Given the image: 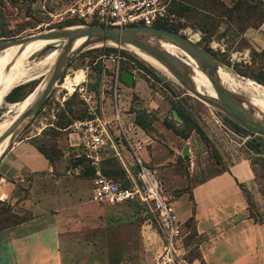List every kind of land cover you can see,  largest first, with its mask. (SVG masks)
<instances>
[{"label":"crops","instance_id":"obj_1","mask_svg":"<svg viewBox=\"0 0 264 264\" xmlns=\"http://www.w3.org/2000/svg\"><path fill=\"white\" fill-rule=\"evenodd\" d=\"M257 28L253 29L255 36ZM137 82L132 87L134 91H138ZM119 102L120 107L125 104L121 107L126 109L121 111L124 119L133 120L138 108L154 116L147 129L137 124L140 129L135 137L145 141L139 154L145 165L155 168L164 193L173 203L181 232L183 220L193 215L203 260L207 264H264V222L249 215L239 187L253 177L251 157L223 166L221 159L209 155L196 131L192 129L197 139L191 131L183 137L166 127L162 123L163 110L161 115H155V101L146 105L138 102L129 108V100ZM67 133L70 144L73 135ZM29 136H14L0 154V199L14 201L12 192L16 185H23L27 194L17 205L31 211L27 219L0 228V264H152L151 254L159 251L161 237L156 221L158 229L143 216L142 203L110 205L95 201L91 198V175L76 174L73 164L65 167L64 157L52 164ZM112 142L122 165L135 173L137 166L125 142L118 136ZM108 153L113 154V148L105 156ZM84 168L80 166V173H84ZM65 169L71 174H65ZM82 184H87L88 190L85 187L82 191ZM79 232L92 237L81 247L88 253L82 262L73 259L79 243L82 246L81 241H85L79 242ZM69 236L71 241L65 239Z\"/></svg>","mask_w":264,"mask_h":264},{"label":"rangeland","instance_id":"obj_2","mask_svg":"<svg viewBox=\"0 0 264 264\" xmlns=\"http://www.w3.org/2000/svg\"><path fill=\"white\" fill-rule=\"evenodd\" d=\"M3 1L4 3L0 4L1 16L3 18V21H0V30H9L14 33V36H22L48 28L57 27V23L54 22V18L50 13H56L62 10L70 2V0ZM175 1H180L184 5V14L179 19L184 23V25L179 27L177 31L183 32L186 35H188V32H196L198 38L195 42L200 46L205 43L206 46L214 50L216 55L213 56L221 64L222 68L226 69V71L236 80L245 82L246 79H249L254 85L256 84L259 89L264 91L263 84H259V82H256L251 77L239 74L235 70L237 67L244 69L245 71L256 70L259 66L262 67L264 61V55L261 53V50L264 47V43L262 44V42H264V20L256 26H254L251 21L246 22L245 27L240 30L238 28L240 24H237L234 20L228 21L227 19H221L219 16H216L218 13L217 4H210V0ZM205 12H211V17L214 19L213 24H216L211 30V33L208 35H204L195 24L196 20L201 18L202 14H206ZM255 28L258 29L256 36V31L253 30ZM2 38L4 37L0 36V40ZM61 43L62 40H58L57 43L49 42L44 47L35 50L24 57L21 63L22 67L26 70V76L22 77L20 80L16 81L17 83H15H22L31 79L35 80L37 83L43 77L44 73H40V70L35 67L36 61L39 60L48 51V49L56 48L58 50ZM47 45H50V47H46ZM99 46H111V48L108 49L107 47ZM114 51H118L119 54L123 56V58L119 61V67H128V70L132 71V73L136 76L135 81H138V91H134V89H132L135 81H133L132 85L129 86L131 88L125 87L128 85L124 86L123 84L122 86L121 84L120 99H122V101L124 98L126 101L129 100V102H126V106L129 105L128 108L132 105H136L138 102L144 104L153 100L157 103L156 109L154 110L158 114L155 113V115H161L159 112L163 110L162 114L166 116L169 114L168 111L171 103L178 102L183 106V108H185L186 112L190 114L194 123L202 130L205 137V139L203 138V141L209 155L212 158L216 160L221 159L223 162L222 165L226 166L228 163L238 160L241 157L248 156V151L245 148L244 143L245 139L248 138L249 135L242 133L238 134L232 131L225 122L223 113L191 95L179 85L173 76L151 65L129 47L109 43L89 47L77 53L69 61L68 66L63 71L59 79L53 84L51 90L41 104L19 127L15 136L21 137L36 134L39 136L41 130L47 131L49 127L55 125V122L58 121V115L62 110L64 111L65 116L70 118V120L87 117L89 115L87 112L88 105L94 106V110L97 115H100L102 110L104 117L110 118L112 114V101L108 96L107 91L108 86H110L112 81V62L109 59H106V55L107 53ZM172 52L176 53L175 51ZM245 52H247V55H245ZM103 53L105 56L99 57V55ZM139 64L143 67H140ZM78 68H82L85 73L84 80L79 85L84 86L87 90L93 92V100L88 104L81 97H79V93L76 89H74L72 93H67V91L60 85L65 74L70 73L69 76H72L71 72L79 70ZM234 89L247 98L256 96L257 94L256 92H245L238 87ZM101 91L105 93L102 98L100 97ZM73 94H75V100L71 101L73 114H70L69 112H66L65 102L69 100ZM23 98L8 102L4 99V95L1 97L0 129L6 125V122H3L4 120L10 121L18 114V102ZM29 100L27 102H29ZM254 102L258 104V102ZM123 105L125 104L123 103L121 107H123ZM122 111H126V109H122ZM164 116L162 118H164ZM122 120L125 121L123 116ZM177 127L186 129L184 126L178 125ZM67 131H72V129L70 127L56 129L55 135H52V140H54L58 148L61 150L60 158L64 157L63 160L65 162V167L68 168L73 164L76 168L73 166L72 170L75 171L76 174L79 173L78 175L88 177L87 173H80V166H85L84 161L75 163L77 162L74 158L76 148L69 145V141L66 140L69 136ZM190 131V133H193V137L197 139V132L195 133V130ZM109 132L112 140L117 138L115 135L116 133H114L116 132V129L113 127L112 123L109 125ZM72 135L71 142H76V135L74 133H72ZM114 136L116 137L114 138ZM3 147L4 145L0 146V152ZM109 148L110 147L108 145H105L103 151L106 153L109 151ZM63 172L65 174H71L68 173L70 170L67 171V169ZM2 173L7 174L6 172ZM242 183V193L244 192L246 195L244 197L248 199L247 210L249 215H251L255 220L264 222V175ZM17 184L25 183L17 182ZM86 186L87 184H82V191ZM84 190H88V188L86 187ZM12 194H14V201L0 199V201L3 202V206L5 205L9 209L12 208L18 217H24L31 213V211L26 207H23V205H17L21 198L26 197L27 188L23 185H16ZM142 208L143 212L147 213L148 218H150V222L155 223L153 213L148 208ZM78 235L79 242L83 239H85V241H81L82 246L79 243L73 259H76L78 262H82L87 260L86 257L88 256V253L81 247H84L87 239L92 237L87 238L80 232ZM68 238L69 241H71L70 236L65 239L67 240ZM155 254L157 253L153 252L151 255H154L155 257ZM95 255L99 256L101 254Z\"/></svg>","mask_w":264,"mask_h":264},{"label":"built area","instance_id":"obj_3","mask_svg":"<svg viewBox=\"0 0 264 264\" xmlns=\"http://www.w3.org/2000/svg\"><path fill=\"white\" fill-rule=\"evenodd\" d=\"M171 0H70L67 6L56 13H50L55 23L67 20H77L88 23L108 25H124V24H144L152 25L157 20L171 21L174 13L168 9ZM76 23V24H84ZM189 33V32H188ZM198 34V32H197ZM199 36V35H198ZM247 55V52H245ZM105 54H100L103 57ZM123 56L118 51L109 52L106 59L112 62V81L108 86V96L112 101V114L110 118L95 113L94 106L88 105V116L84 118L73 119L67 127H70L76 135V142H70L69 145L74 146V156L82 157L86 164L91 168V198L100 203L117 204L121 202H139L143 203L152 213L159 228L161 237L160 249L153 258L152 264H181L180 254L183 252L180 243L181 228L179 218L174 210L170 196L163 191L156 170L153 167L143 163L139 154L143 147L144 139L135 137L140 127L132 120H122L120 101L121 69L119 61ZM83 72L82 77L71 84V90L63 85L65 77H63L61 87L67 93H72L74 89L79 93L87 104L93 100V92L87 90L84 86L79 85L85 77L82 68H78ZM77 70V69H76ZM132 72V71H131ZM73 77L75 70L71 72ZM77 86V87H76ZM76 87V88H75ZM101 91L100 96H104ZM113 124L116 129L117 136L123 139L127 145V149L137 166L135 173H131L124 166L128 182L122 184L119 181L104 175L99 163L105 157V145L113 148V154L118 158L119 152L112 147V137L109 132V125Z\"/></svg>","mask_w":264,"mask_h":264},{"label":"water","instance_id":"obj_4","mask_svg":"<svg viewBox=\"0 0 264 264\" xmlns=\"http://www.w3.org/2000/svg\"><path fill=\"white\" fill-rule=\"evenodd\" d=\"M30 39H59L62 40V43L46 68L43 77L25 95L34 93L32 98L0 133V141L7 137V144L0 154L16 135L19 127L33 114L48 95L53 84L68 66L69 61L83 49L107 43L118 46L130 45L147 54L162 64L179 85L191 95L219 110L224 116L246 131L264 136V113L251 103L250 98L238 93L234 88L223 85L218 79L217 71L218 68L222 67L218 60L183 32L153 24L108 26L99 23L71 24L1 39L0 50ZM163 44L175 46L187 53L194 60L197 68L205 75L213 94L197 87L192 80L191 69L179 56L167 47H163ZM120 78L127 85L133 83V73L130 70H121ZM39 84L40 86H38ZM256 112L261 115H256ZM171 114L175 119H179L175 109H171Z\"/></svg>","mask_w":264,"mask_h":264},{"label":"trees","instance_id":"obj_5","mask_svg":"<svg viewBox=\"0 0 264 264\" xmlns=\"http://www.w3.org/2000/svg\"><path fill=\"white\" fill-rule=\"evenodd\" d=\"M210 4H217L218 13L216 16H219L221 19H227L228 21H235L237 24H240L238 27L242 30L245 27V23L251 21L254 26L258 25L262 20H264V0H233L230 4H225L221 0H210ZM216 2V3H215ZM4 3L3 0H0V4ZM168 9L174 13V17L171 21L167 20H157L153 22V25L168 28L171 30L177 31L179 27L184 25V23L179 20L180 17L184 14V5L180 1H170ZM189 9V8H186ZM206 14H202L201 18L196 20L195 24L198 29L205 35L211 33V30L214 28L213 18L211 17V12H205ZM0 21H3L1 16V8H0ZM76 23H84L83 21L77 20H67L64 22H59L56 26H64L71 25ZM94 21H89L88 24H94ZM244 24V25H243ZM1 29V28H0ZM14 33L9 30H0V36L4 38L13 37ZM2 38V39H4ZM203 38V37H202ZM205 40V37H204ZM50 45H47L48 47ZM99 47H107L108 49L111 46H99ZM208 52L213 55H216V52L210 49L205 43L201 46ZM262 55H264V47L261 50ZM140 67H143L139 64ZM23 68V67H22ZM121 70L127 69L128 67L124 66L120 68ZM239 74L246 75L251 77L256 82H259L264 85V69L259 66L256 70L245 71L237 67L235 69ZM123 82V81H122ZM36 84V81L31 79L22 83H18L13 85L5 94L4 99L8 102L18 100L23 98ZM29 96L31 93L28 94ZM27 95V96H28ZM25 96V97H27ZM24 97V98H25ZM75 94L71 96L69 100L65 102L66 112L73 114V108H71V101L75 100ZM23 98V99H24ZM22 99V100H23ZM21 101V100H20ZM170 109H175L179 120L177 121L170 111L168 115L162 118V123L172 129L174 132L180 134L185 137L188 135L190 130H195L201 138L205 139L202 130L194 123L190 114L186 112L185 108L178 102L171 103ZM73 116V115H72ZM81 117V116H77ZM154 116L150 115L148 111L144 108H138L135 110V114L133 116V121L138 124L140 127L147 129L150 126L151 120ZM225 122L228 124L229 128L240 134H248L249 137L245 139L244 146L248 151V156L251 157L250 166L253 172L252 179L264 175V136L254 134L246 131L244 128L224 116ZM70 118L65 116L64 111L62 110L58 115V121L55 122V125L49 127L47 131L41 130L40 135H31L29 136L30 142L40 151L52 164L54 161L61 157V150L58 148L54 140H52V135H55L56 129H63V127H67L70 122ZM184 126V128H180L177 126ZM123 140V139H122ZM77 162H83L82 157L75 158ZM75 162V163H77ZM101 172L111 177L112 179L119 181L122 184H126L128 182L126 172L124 166L122 165L120 159L114 154H107L99 163ZM84 173L87 175H91V168L85 163ZM243 184H240L242 190ZM243 191V190H242ZM244 194V192H243ZM190 196V195H189ZM244 196H246L244 194ZM246 202L248 204V199L245 197ZM3 202L0 201V228H4L11 224L18 223L22 220L30 217L31 213L27 216H17V214L13 211L12 208H8L7 206H3ZM142 206L147 209V207L142 203ZM144 217H148L147 213L143 212ZM156 228V224L151 222ZM183 231L180 237L181 247L183 252L180 254L181 264H207L203 258L201 257L198 244H197V236L194 227V218L193 215H189L182 222ZM158 229V228H157ZM159 231V229H158Z\"/></svg>","mask_w":264,"mask_h":264},{"label":"bare ground","instance_id":"obj_6","mask_svg":"<svg viewBox=\"0 0 264 264\" xmlns=\"http://www.w3.org/2000/svg\"><path fill=\"white\" fill-rule=\"evenodd\" d=\"M188 36L194 41L198 38L196 32H189ZM58 40L59 39H30L25 42L22 41L14 45L7 46L0 50V99L4 95V93L10 88L11 85H13L16 81L20 80L22 77L26 76V70L22 68L21 63L24 57H26L31 52L44 47L47 43H57ZM162 46L167 47L171 51H175L176 53L174 54L176 55L180 54L177 56H179L183 60V62L191 69V77L196 86L209 94H213L210 83L206 79L205 75L197 68L194 60L187 53L172 45L163 44ZM127 47H129L137 55L141 56L143 59L148 61L151 65L168 73L166 68L152 57L141 52L133 46L127 45ZM56 52V48L48 49V51L39 60L36 61L35 67L40 70V73H44L46 71L47 66L53 60ZM217 74L220 82L228 88L238 87L245 92H256V96L250 97L251 103L254 104L257 108H259L262 113H264V91L259 89L256 84L254 85L253 82L249 79H246L245 82H240L222 67L218 68ZM82 75L83 72L81 70L75 71V75L73 77H65L63 85L68 89V91H70L71 84L78 81L82 77ZM40 84L38 86H40ZM33 94L34 93L18 102V112L26 106V104L28 103L27 101ZM254 101L258 102V104H256ZM256 115L260 116L261 114L256 112ZM10 121H3L6 122V125L3 126L2 129H0V133L10 123ZM6 144L7 137L0 141V146H6Z\"/></svg>","mask_w":264,"mask_h":264}]
</instances>
